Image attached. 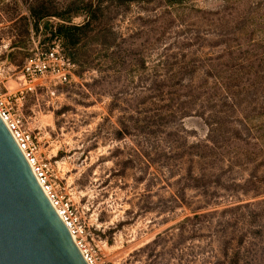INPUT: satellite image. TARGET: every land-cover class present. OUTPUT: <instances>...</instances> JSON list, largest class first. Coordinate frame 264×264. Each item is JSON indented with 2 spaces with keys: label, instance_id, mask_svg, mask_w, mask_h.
<instances>
[{
  "label": "rangeland",
  "instance_id": "rangeland-1",
  "mask_svg": "<svg viewBox=\"0 0 264 264\" xmlns=\"http://www.w3.org/2000/svg\"><path fill=\"white\" fill-rule=\"evenodd\" d=\"M34 1L0 0V94L98 262L247 264L251 244L264 264V0H89L109 28L77 53L53 36L59 19L36 23ZM74 1L39 0L59 14ZM53 49L75 62L70 82L25 79ZM150 74L170 93L154 105Z\"/></svg>",
  "mask_w": 264,
  "mask_h": 264
},
{
  "label": "water",
  "instance_id": "water-1",
  "mask_svg": "<svg viewBox=\"0 0 264 264\" xmlns=\"http://www.w3.org/2000/svg\"><path fill=\"white\" fill-rule=\"evenodd\" d=\"M0 264H86L1 119Z\"/></svg>",
  "mask_w": 264,
  "mask_h": 264
},
{
  "label": "built area",
  "instance_id": "built-area-1",
  "mask_svg": "<svg viewBox=\"0 0 264 264\" xmlns=\"http://www.w3.org/2000/svg\"><path fill=\"white\" fill-rule=\"evenodd\" d=\"M58 49L50 50L41 56L38 55L36 58L27 62L23 68L24 78L32 83L37 79L50 76L54 78V84L56 86L69 83L73 75L72 69H74V66L60 54ZM0 119L21 150L45 195L74 240L86 264H100L94 250L87 244L86 230L81 223L76 208L69 201L60 198L54 192L48 180L45 170L46 166L39 161L35 152L34 138L24 129L21 117L14 112L9 99L5 98L2 94H0Z\"/></svg>",
  "mask_w": 264,
  "mask_h": 264
},
{
  "label": "trees",
  "instance_id": "trees-1",
  "mask_svg": "<svg viewBox=\"0 0 264 264\" xmlns=\"http://www.w3.org/2000/svg\"><path fill=\"white\" fill-rule=\"evenodd\" d=\"M151 1L153 0H148L147 2L151 3ZM53 7L54 6L51 3L47 4L45 2H39V0H35L33 2V5H31L30 11L36 23L48 18H57L62 22L61 24L57 25L55 31H53L52 28L51 32L53 33V36H57L63 41V48L67 50H71L77 53L79 48L89 36L97 35L98 37H101L103 33H107L106 29L109 28L107 22L109 20L104 17L103 2H99L97 5H94L89 0H76L68 4V6L66 7V12L63 14L55 12V8ZM105 11L107 12V9H105ZM79 16L85 17L84 22L79 25L73 24L74 18H77ZM114 45L115 42L113 40L107 43L105 39L101 40V43L99 44L100 48L105 53H107L110 50L111 46ZM64 57L74 67H77L75 62L72 61L70 57L65 54ZM142 66L146 68L145 64H142ZM170 80L171 78L167 79V81ZM167 87V82H161L157 74L147 75V83L144 84V91L147 93L143 101L144 104L149 103L150 105H154V102L164 101L167 95L170 94L169 92H167ZM161 120L163 122V119ZM252 206L249 204L238 205L224 210L223 213L226 214L240 212ZM216 214L217 212L203 215H195L193 218H187L185 221L179 223L177 227L179 231L182 232L185 224H187L188 222H192L193 220H200L203 218H210L211 216ZM168 232L169 230L165 232V234H168ZM161 240L162 237L158 236L157 239L152 242V244L147 246V249L152 250L160 243ZM255 247L256 246L251 244L249 246V249L247 251V254L249 256H247V264H258V262H260V256L258 255V252L254 251ZM240 262V254L237 253L233 256V258L229 261L228 264H240Z\"/></svg>",
  "mask_w": 264,
  "mask_h": 264
}]
</instances>
